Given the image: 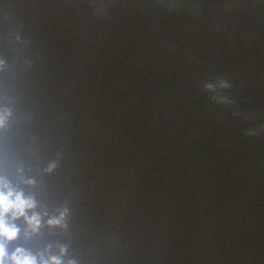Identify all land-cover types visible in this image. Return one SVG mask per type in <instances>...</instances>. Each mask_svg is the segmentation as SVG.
I'll use <instances>...</instances> for the list:
<instances>
[{
    "label": "water",
    "instance_id": "1",
    "mask_svg": "<svg viewBox=\"0 0 264 264\" xmlns=\"http://www.w3.org/2000/svg\"><path fill=\"white\" fill-rule=\"evenodd\" d=\"M0 121L9 257L264 264V0H0Z\"/></svg>",
    "mask_w": 264,
    "mask_h": 264
},
{
    "label": "clouds",
    "instance_id": "2",
    "mask_svg": "<svg viewBox=\"0 0 264 264\" xmlns=\"http://www.w3.org/2000/svg\"><path fill=\"white\" fill-rule=\"evenodd\" d=\"M207 91H212L215 86L208 84L205 86ZM221 87L227 88L226 82H221ZM215 101V97H213ZM2 124V121H0ZM251 134V133H250ZM35 208L34 201L25 199L23 193L14 192L6 184L0 185V241L12 242L18 237L19 229L10 225L8 217L11 216L13 220L24 218L33 231L39 228V217L33 215L27 216V212ZM59 220L49 221L50 224H59ZM64 249L61 250L63 255ZM0 264H38V261L32 255L26 253L23 249H16V251L9 257L5 243H0ZM39 264H62L57 257H52L50 260L41 259Z\"/></svg>",
    "mask_w": 264,
    "mask_h": 264
}]
</instances>
